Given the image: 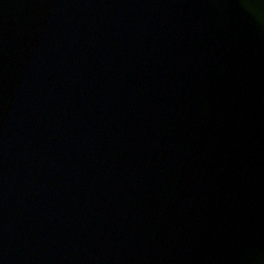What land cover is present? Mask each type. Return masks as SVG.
I'll return each mask as SVG.
<instances>
[{
	"label": "water",
	"instance_id": "1",
	"mask_svg": "<svg viewBox=\"0 0 264 264\" xmlns=\"http://www.w3.org/2000/svg\"><path fill=\"white\" fill-rule=\"evenodd\" d=\"M0 264H264V0H0Z\"/></svg>",
	"mask_w": 264,
	"mask_h": 264
}]
</instances>
